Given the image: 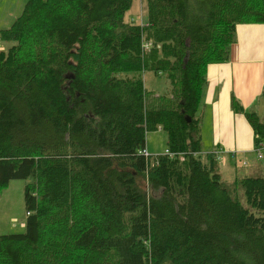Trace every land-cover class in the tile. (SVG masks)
I'll list each match as a JSON object with an SVG mask.
<instances>
[{"label": "trees", "instance_id": "trees-1", "mask_svg": "<svg viewBox=\"0 0 264 264\" xmlns=\"http://www.w3.org/2000/svg\"><path fill=\"white\" fill-rule=\"evenodd\" d=\"M134 1L25 0L0 30V194L31 180L0 264H264V178L227 187L198 117L208 66L228 62L237 26L264 24V0H142L139 24ZM232 110L264 154V118Z\"/></svg>", "mask_w": 264, "mask_h": 264}, {"label": "crops", "instance_id": "crops-1", "mask_svg": "<svg viewBox=\"0 0 264 264\" xmlns=\"http://www.w3.org/2000/svg\"><path fill=\"white\" fill-rule=\"evenodd\" d=\"M235 38L228 62L208 66L199 108L200 155L216 151L225 167L232 161L229 156L263 160L256 156L245 116L232 107L237 102L244 111L264 118V24L239 25ZM237 172L228 174L231 180L238 178Z\"/></svg>", "mask_w": 264, "mask_h": 264}, {"label": "rangeland", "instance_id": "rangeland-1", "mask_svg": "<svg viewBox=\"0 0 264 264\" xmlns=\"http://www.w3.org/2000/svg\"><path fill=\"white\" fill-rule=\"evenodd\" d=\"M24 6L25 0H0V30L9 28L12 22L21 15ZM145 13L144 2L142 0H135L131 10L127 12L125 18L132 19L135 23L139 24L145 20ZM10 45L11 44H6L0 40V50H6ZM143 79L144 86L148 91L162 94L167 88L166 80L160 75H154L152 72L146 71L143 75ZM165 141L166 135L162 131L150 132L147 134L146 149L151 156V160H153V156L163 152ZM205 145H207V143ZM218 154L220 153L215 151L214 157L218 161L217 167L221 173L222 182H225L227 187L232 188L234 186V180H231L232 177L228 174L233 175L235 169L238 171L237 179H242L244 176L264 178V159L260 161L253 157L245 158L239 156L234 158L229 156V159H232V161L228 163L229 167H225L223 159L221 158L222 160H220ZM201 158L203 159L204 156L201 155ZM30 182V179L26 181H11L8 187L0 194V235L22 233L24 231L25 222L27 220L24 204V187L26 183ZM235 193L240 203L244 207H247L244 193L239 186L236 187Z\"/></svg>", "mask_w": 264, "mask_h": 264}, {"label": "built area", "instance_id": "built-area-1", "mask_svg": "<svg viewBox=\"0 0 264 264\" xmlns=\"http://www.w3.org/2000/svg\"><path fill=\"white\" fill-rule=\"evenodd\" d=\"M144 47H146L147 48V46L146 45H144ZM262 146H260V148H261ZM164 153H168V151H164ZM140 154L141 155H143V156H145V157H148L149 156V153H148V151H147V149H145V150H142L141 152H140ZM256 154H257V157L260 159L261 157H262V154H261V152H256Z\"/></svg>", "mask_w": 264, "mask_h": 264}]
</instances>
